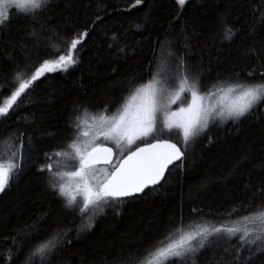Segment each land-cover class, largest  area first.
Here are the masks:
<instances>
[{
  "label": "trees",
  "instance_id": "trees-1",
  "mask_svg": "<svg viewBox=\"0 0 264 264\" xmlns=\"http://www.w3.org/2000/svg\"><path fill=\"white\" fill-rule=\"evenodd\" d=\"M133 5L135 0H47L35 15L11 10L0 26V107L45 59L66 55L70 38L89 33L78 45L77 63L45 73L0 117V159L20 165L0 192V264H26L34 246L56 233L60 244L44 264H140L150 258L149 249L180 236L179 229L229 226L264 204L256 192L264 183V102L238 121L215 123L187 148L177 134L164 132L137 144L170 140L185 156L158 187L113 200L101 216L90 211L82 217L65 207L50 187L51 174L38 171L49 163L56 167L54 153L73 138L77 110L82 119L84 109L113 113L160 70L163 82L172 85L187 75L202 93L264 72V0ZM222 19L236 31L231 40ZM238 245L239 234L210 237L204 249L176 264H226ZM252 249L243 250L244 260L264 264V252Z\"/></svg>",
  "mask_w": 264,
  "mask_h": 264
},
{
  "label": "snow or ice",
  "instance_id": "snow-or-ice-1",
  "mask_svg": "<svg viewBox=\"0 0 264 264\" xmlns=\"http://www.w3.org/2000/svg\"><path fill=\"white\" fill-rule=\"evenodd\" d=\"M141 3L142 0H135L133 6ZM185 3L186 0H177L180 6ZM46 5L47 0H0V26L11 19L13 9L28 16L35 15ZM261 19L264 20V9L261 10ZM221 23L225 38H234V28L224 19ZM88 35V32H84L77 34L76 38H70L66 55L59 54L58 58L45 59L31 73L30 78L21 80L0 107V117L7 115L22 94L45 73L66 71L77 63L75 53L78 45L82 43V37ZM178 69L187 71L183 63L178 65ZM248 77L251 79H246L245 82H225L202 93L198 84L189 83L187 75H184L179 81L178 90L170 94L167 104L163 103L161 90L157 87L158 81L153 77L147 84L136 87L131 96L111 115L107 114L108 108L96 114H89L88 110L84 109L83 113L87 118L82 119L80 110H77L76 123L73 125L76 129L74 137L63 150L54 153L55 157L74 162L71 170L60 172L49 163L38 171L51 174L50 187L64 199L65 207L78 211L82 217L90 211H98L109 200L134 197L150 185L158 184L168 166L174 161H182L185 156L175 143L167 140L145 147L137 146L133 150V145L138 140L146 139L160 131L159 114L163 112V129L169 132L178 131L187 145L204 132L211 122L238 121L264 102V72L260 73L259 78L249 72ZM185 92L190 93V101L178 111H171V104L176 103ZM101 137L114 143L118 152H114L111 147L99 146L96 141ZM160 149L164 151H159ZM101 164L105 166L103 169L97 167ZM19 167L15 159L7 164L0 159V192L5 190ZM256 192L264 195V183ZM234 211L239 212L241 209ZM240 224L243 226H237ZM178 231L181 235L177 240L166 245L161 242V246L148 250L151 258L146 260V264L184 262L189 256H194L204 249L210 237H227L231 240L238 234L239 245L234 252L229 253L231 260L226 261V264H251L250 261L244 260L242 252L246 248L253 251V245L264 252V204L258 206L254 212L242 216L233 226L198 225L189 231ZM60 241L61 235L56 233L34 246L26 264H33L36 257L44 264L46 258L58 249ZM141 264H145V261H141Z\"/></svg>",
  "mask_w": 264,
  "mask_h": 264
},
{
  "label": "rangeland",
  "instance_id": "rangeland-1",
  "mask_svg": "<svg viewBox=\"0 0 264 264\" xmlns=\"http://www.w3.org/2000/svg\"><path fill=\"white\" fill-rule=\"evenodd\" d=\"M14 10V9H13ZM159 73V75H163V71L162 70H160V71H158ZM159 75H156V77H155V79L158 81V84H157V87L161 90V97H162V100H163V103L164 104H167L168 103V99H169V96H170V94H173V93H175L177 90H178V88H179V81H175L172 85H170L168 82H163L160 78H162V76L160 77ZM153 78H151L150 80H152ZM150 80H148L147 82H145V83H143V84H147ZM171 81V80H170ZM190 83V82H189ZM142 84V85H143ZM168 84V85H167ZM130 97V96H129ZM128 97V98H129ZM190 99H191V96H190V93H188V92H185V93H183L182 95H181V97H180V99H178L177 101H176V103H174V104H171V108H170V110L171 111H178V109L180 108V107H184V106H186V103L188 102V101H190ZM112 113H109V115H111ZM160 123H159V125H158V127H159V129H160V131H158V132H164V133H175V134H177V136H178V138H179V140H180V142H181V144L184 146V147H189L190 146V144H191V142L190 143H188L187 145H185L184 144V141H183V137L178 133V131H176V130H173L172 132H169V131H167L166 129H163V112H161L160 114ZM228 121H231V120H228ZM228 121H225V122H221L220 120H215V121H213V122H211L210 124H209V127L208 128H210L212 125H215V123H217V122H220V123H217V124H224V123H226V122H228ZM207 128V129H208ZM206 129V130H207ZM205 130V131H206ZM153 136H155V134L153 135ZM153 136H150V137H148V138H146V139H143V140H138L137 142H136V144L135 145H133V149H134V147H136L137 146V144H139V143H141V142H148V141H150L151 139H153L152 137ZM200 136V135H199ZM74 137V136H73ZM198 137V136H197ZM159 140V139H158ZM161 140V139H160ZM194 140V139H193ZM96 143L99 145V146H108V147H111V148H113V150L115 151V152H118V150H116V148H115V145H114V143H112L111 141H108V140H104L103 139V137H101L100 139H98L97 141H96ZM60 158V157H59ZM55 163V169H57V171H60V172H64V171H69V170H71V168H72V164L74 163V162H72V161H67L66 159H64V158H60V159H57L56 160V162H54ZM98 168H100V169H103L104 167H101L100 165H98L97 166ZM78 199H80L79 197H78ZM112 205H114V202H113V200H109L107 203H105V204H103L102 206H101V208L98 210V211H96V212H92L94 215H96V216H101L103 213H104V211L108 208V207H111ZM91 216H93V215H91ZM238 222V221H237ZM236 223V222H235ZM235 223H231L229 226H233ZM237 226H243L242 224H240V225H237ZM179 238V236L178 237H176V238H173V240H177ZM172 240V239H171ZM172 240V241H173ZM171 242V241H170ZM190 257V256H189ZM151 258V257H150ZM150 258H148V259H150ZM147 260V259H146ZM146 260H144L145 261V264H146ZM141 264V263H140Z\"/></svg>",
  "mask_w": 264,
  "mask_h": 264
},
{
  "label": "water",
  "instance_id": "water-1",
  "mask_svg": "<svg viewBox=\"0 0 264 264\" xmlns=\"http://www.w3.org/2000/svg\"><path fill=\"white\" fill-rule=\"evenodd\" d=\"M162 140H165V139H162ZM158 141H161V140H154V141H152V142H149V143H146V144L140 145V146H138V147H145V146H147L148 144H155V143H157ZM167 141L170 142V143H174V142H172V141H170V140H167ZM175 144H176V143H175ZM176 145H177V144H176ZM101 147H108V146H101ZM177 147H179V146L177 145ZM179 148H180V147H179ZM180 149H181V148H180ZM133 150H135V148H134ZM159 151H164V149H160ZM114 152H115V151H114ZM183 159H184V158H183ZM182 161H183V160H182ZM182 161H174L172 164H170V165L168 166V169L165 170L164 177L161 179V181H160L158 184H156V185H150L149 187L145 188L144 191H143L142 193H139V194H137V195L134 196V197H138V196L143 195L144 192H145L146 190H149V189H152V188H156V187H158V186L163 182V180H164V178H165L167 172L169 171V169L172 168L173 166H175L176 164L181 163ZM100 166L105 167L103 164H101ZM129 198H133V197H126V198H122V199H120V200H123V199H129Z\"/></svg>",
  "mask_w": 264,
  "mask_h": 264
}]
</instances>
